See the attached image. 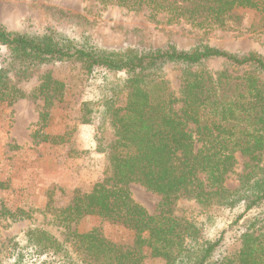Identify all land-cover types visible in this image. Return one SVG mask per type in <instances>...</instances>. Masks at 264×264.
<instances>
[{"label":"trees","instance_id":"1","mask_svg":"<svg viewBox=\"0 0 264 264\" xmlns=\"http://www.w3.org/2000/svg\"><path fill=\"white\" fill-rule=\"evenodd\" d=\"M142 11L154 22L185 24L204 30L264 33V0H95ZM251 17L243 29V21ZM0 48L7 63L0 68V102L42 99L39 124L49 118L63 83L49 72L28 93L10 75L56 62L74 61L89 75L98 98L81 104V122L109 127L113 139L99 147L102 177L92 188L55 211L54 220L70 229L86 216L118 224L132 232L127 245L105 238L98 227L70 230V244L43 227L24 231L9 264H142L146 257L164 264H264V213L243 226L240 247L232 258L213 259L219 240L206 235L215 212L237 210L234 221L264 202V53L229 51L208 42L188 47H100L86 37H72L53 25L29 22L12 29L0 24ZM211 61L218 62L211 68ZM179 71L174 89L167 69ZM100 109L95 110L94 105ZM39 131L32 134L38 140ZM40 140L59 144L63 135L42 133ZM249 157L250 169L238 186H225L236 153ZM138 183L161 196L150 213L132 196ZM183 197L199 208L195 223L178 203ZM45 256L27 263L26 258Z\"/></svg>","mask_w":264,"mask_h":264},{"label":"rangeland","instance_id":"2","mask_svg":"<svg viewBox=\"0 0 264 264\" xmlns=\"http://www.w3.org/2000/svg\"><path fill=\"white\" fill-rule=\"evenodd\" d=\"M251 21H243L245 29ZM36 26L53 25L72 37H86L100 47L139 46L144 49L162 47L173 42L188 47L197 41L208 42L229 51L257 50L264 53V33L204 30L185 24L167 25L149 20L142 11H129L115 5L102 6L95 0H0V24L16 29L26 23ZM7 63L6 51L0 48V68ZM211 68L218 62L211 61ZM99 70L90 75L78 62L64 61L43 65L27 76L10 75L25 93L31 91L40 76L50 75L63 83L61 96L49 110L46 124H39L42 99L22 98L11 104L0 102V264L11 262L10 253L16 245H25L24 231L37 225L70 244V230L84 232L98 227L112 241L127 245L132 232L118 224L86 216L72 223L70 229L54 220L55 211L68 205L75 196L88 192L102 177L103 155L98 150L113 137L109 127L81 122V104L98 98L94 83ZM166 77L172 87L179 85V71L168 68ZM100 109L99 104L94 105ZM39 131L38 140L32 134ZM42 133L63 135L65 141L55 144L40 140ZM233 173L225 186L234 189L239 178L250 167L249 157L237 152ZM264 163V153L260 164ZM133 198L148 212L157 211L161 196L138 183L129 184ZM186 216L195 223L201 213L193 201L180 197ZM237 210L220 208L207 237L219 240L213 259L232 258L240 247V234L248 221L264 213V202L246 216L234 221ZM26 258L38 262L45 256ZM142 264H164L161 258L146 257Z\"/></svg>","mask_w":264,"mask_h":264}]
</instances>
